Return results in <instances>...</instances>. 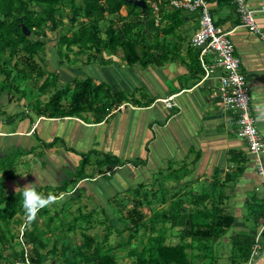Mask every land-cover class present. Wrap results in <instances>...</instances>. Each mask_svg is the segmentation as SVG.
I'll list each match as a JSON object with an SVG mask.
<instances>
[{
    "label": "crops",
    "instance_id": "0c3cea01",
    "mask_svg": "<svg viewBox=\"0 0 264 264\" xmlns=\"http://www.w3.org/2000/svg\"><path fill=\"white\" fill-rule=\"evenodd\" d=\"M144 1L151 8L147 23L146 9L138 7L141 15L137 20L142 23L134 32L138 40L136 63H129L121 49L103 48L77 56L72 52L73 61L68 66L57 54L62 66L51 73L57 76L59 88L72 85L63 106H68L75 81L89 79L100 88L91 98L93 108L75 116L49 118L43 114L37 117L26 103L19 128L0 130L1 140L31 151L24 155L31 157L24 161L25 174L15 172L9 190L17 192L28 184H36L40 193L62 190L57 200L74 199L75 208L86 212L80 217L92 218L100 212L99 217L112 224L81 220L76 226L79 232L71 230L69 234L73 239L80 235L76 238L80 240L90 228L86 232L105 245L104 250H113L116 264H125L127 259V264H133L131 250L144 249L139 238L142 231L128 241L119 237L131 235L128 214L133 209L148 220L169 208L171 202L172 207L178 202L180 206L172 209L173 217L198 216L202 223H210L213 217L231 216L232 227L217 228L221 236L217 233L219 236L204 240L199 250L187 253L192 264H247L242 259L250 249L245 239H254L264 222L259 162L238 136V113L225 109L218 76L203 79L198 51L191 44L199 14L179 11L160 0ZM207 1L216 24L230 32L250 88L252 115L264 138V39L242 25L233 0ZM248 6L264 32V0H248ZM155 7H163L162 12ZM131 12L125 5L119 14L108 18L119 23L130 21ZM172 96L174 106L169 108L162 100ZM123 104L126 108L116 111ZM42 124L46 128L40 131ZM262 162L264 165V154ZM106 163L110 167L104 173L99 164ZM81 169L83 177L71 183ZM107 225L122 232L106 231ZM182 229L180 224L172 225L177 239L172 246L182 242ZM236 236L243 237L240 244H236ZM261 239L262 251L254 264H264V234ZM67 242L58 245V257L38 247L40 256L32 255L30 261L65 264L61 254Z\"/></svg>",
    "mask_w": 264,
    "mask_h": 264
},
{
    "label": "trees",
    "instance_id": "16d2710c",
    "mask_svg": "<svg viewBox=\"0 0 264 264\" xmlns=\"http://www.w3.org/2000/svg\"><path fill=\"white\" fill-rule=\"evenodd\" d=\"M75 1L0 0V115L5 117L6 122L18 117L21 110L16 113L8 112V106L1 104L3 96H8V101L11 100V102L14 101L13 99L28 100L27 108L33 111L31 96L36 92L38 97L37 106H35L37 117L43 115L49 118L75 116V114L87 111L94 106L91 98L93 99L94 92H99L100 88H96L89 79L82 82L75 81V91L71 94L72 96H69L68 106H63V100L72 92V85L58 89L57 76L43 66L46 61L41 54L46 53L45 55H47V45L49 44L46 40L48 36L47 27L50 25L54 30H58L64 25L58 13L61 6L65 3L72 7L73 17L69 27L66 28L67 30L64 27L63 32L59 35L57 50L54 47V50L61 57L70 58L69 54L64 55V48L68 52H75L76 56L104 48L125 51L127 60L131 64L136 63L138 60V40L134 32L138 25L142 23L141 19L140 23L137 20V16L141 15L140 8L128 4L124 0H82L80 5ZM125 5L132 8L129 16L133 18L130 21L122 20V23H119L108 18V15L119 14ZM150 8L151 6L147 5L145 10V21L147 23V15L150 12ZM162 10L163 7H159V13ZM79 17L84 18V21H81L79 27L74 30ZM24 27L28 29L30 35L25 34ZM67 32L73 33L70 36ZM74 48H77V50ZM39 61H41V64ZM53 61L57 62L55 59ZM39 92L43 95L50 93L48 102L45 104L41 103ZM65 108L69 111H66ZM102 110L105 111L106 108L103 107ZM104 116L103 112L101 117L104 118ZM34 136L38 141H41L37 133ZM11 149L18 150L17 153L20 154V158L27 155V153H31V151H27L21 146L10 145L6 147L0 157V169L2 170V175L0 176V264H5V262H1V259L13 264L25 262L23 244H21L22 249L19 252L15 251V244L22 243L20 241L22 231H19V233H16L17 229L15 231V225L20 224L18 220L21 217L19 216L25 217L27 221L22 224V240L27 247L31 261L33 260L32 255L40 256L38 247H41L44 251L46 250L45 254L58 257V245L68 241L61 254L65 264H116L115 257L112 254L113 250L111 248L107 251L104 250L102 247H105V245L102 246V243L96 241L92 234L86 232L90 228L85 229V232L81 234L80 240H77L78 238L76 239L75 236H73L75 238L73 239L69 234L71 230L76 231L79 221H89L88 217L75 216L68 223L70 225L67 228L68 231L52 228L53 225L58 227L56 222L64 217V211H70L75 204L74 199L68 197L63 201L57 200L62 190L51 193L41 192L44 195H53L55 197L54 201L39 207L36 214L32 217L25 213L21 206L22 197L20 190L8 192L9 181L15 179V159L5 162L7 160L5 156ZM85 164L86 162H84L83 166ZM83 173L84 171L81 169L77 175L70 179L71 183H75L79 178H82ZM173 206L177 207L180 205L175 202ZM174 207H172L171 202L170 208L165 209V215L160 216V214L156 213L149 220H146L144 215L137 209L129 211V230L135 234H131V238H136L143 228L144 234H147L148 232L145 228H151L152 230L153 226L161 223L171 222L172 225L180 224L183 227L182 242L177 246H168L165 243V237L155 236L154 238L158 239L157 245L146 246L141 251L132 249L130 253L134 257L133 264H192L187 251L199 250L204 240L207 241L219 236L217 235V228H229L234 224V218L231 216L213 217L210 219V223H202L201 218L198 216L190 217L184 214L182 217H173L172 209H177ZM39 218L42 220L44 228L41 227ZM89 222L88 225L91 224ZM150 222H152V225ZM202 226H208L210 229H202ZM151 234H153L152 231ZM241 238L243 237L236 236V244L237 241L239 244L241 243ZM187 239H190L191 243H186ZM141 240L144 241V239ZM245 240V244L250 246V249L242 255L243 262L246 263L249 260L255 237L254 239ZM4 252H9L8 258H3ZM33 263L40 264V262L35 261Z\"/></svg>",
    "mask_w": 264,
    "mask_h": 264
},
{
    "label": "built area",
    "instance_id": "2783aa9c",
    "mask_svg": "<svg viewBox=\"0 0 264 264\" xmlns=\"http://www.w3.org/2000/svg\"><path fill=\"white\" fill-rule=\"evenodd\" d=\"M182 12L198 13V29L191 39V44L198 51V61L203 71V79L218 76L220 92L226 110L238 113V136L248 143L249 152L259 162V173L264 181V138L258 130L251 109V94L245 75L241 71V60L236 55L235 45L230 38V32L218 26L212 16L207 0H160ZM241 23L249 31L260 34L264 39V32L257 23L255 11L249 8L248 0H233ZM158 10V7H155ZM209 56H213L211 61ZM174 96L162 100L169 108L174 106ZM126 105H119L116 111L124 110ZM1 134V133H0ZM264 234V222L255 237L247 264H254L262 251L261 238ZM25 248V262L18 264H32L28 250Z\"/></svg>",
    "mask_w": 264,
    "mask_h": 264
},
{
    "label": "rangeland",
    "instance_id": "374dc122",
    "mask_svg": "<svg viewBox=\"0 0 264 264\" xmlns=\"http://www.w3.org/2000/svg\"><path fill=\"white\" fill-rule=\"evenodd\" d=\"M78 5H80L81 4V2H82V0H76L75 1ZM58 16H59V18L61 19V21L63 22V24L64 25H62V27L61 28H59L58 30H54L53 28H52V26H48L47 27V38H46V40L48 41V45H47V47H48V53H47V55H45L46 53H42L41 55L42 56H44V59H45V61H46V63L45 64H43V66L45 67V68H47V69H49L50 71H52L55 67H54V65L52 64V62H53V60H54V57H55V59L56 60H58V58H57V54L58 53H56L57 51V47H58V44H57V41H58V39H59V35L61 34V32H63V28L65 27V29L66 28H68L69 27V25H70V22H71V20H72V17H73V10H72V7L68 4V3H65V4H63L62 6H61V9H60V12L58 13ZM81 21H84V18H82V17H79L78 18V22H77V24H76V27L74 28V30H76L78 27H79V25H80V22ZM67 30V29H66ZM66 30H64L65 32H66ZM73 30V31H74ZM71 33H73V32H67V34H71ZM71 36V35H70ZM33 37V36H32ZM54 47L56 48V50H54ZM75 50H77V48H74ZM64 50V55H67V54H69V56H70V58H67V57H61V61H63V64L65 65V66H68V65H71V63H72V61H73V54H72V52H68V51H66L65 50V48L63 49ZM43 62V61H42ZM58 62V61H57ZM39 63L41 64V61H39ZM61 88H63V87H61ZM61 88H58V89H61ZM50 90H51V88H49ZM57 91V90H56ZM53 94H54V92H53ZM41 95V96H40ZM39 96H40V100H41V103L42 104H45L46 102H48V100H49V97H50V93H47V94H42L41 92H39ZM29 98H30V95H29ZM32 98V99H31ZM31 101H32V103H31V106H32V109H33V112L34 113H36V109H35V106H37V99H38V97H37V93L36 92H34L33 93V96H31ZM14 101L13 102H11V100L10 101H8V96H3L2 97V99H1V104H3V105H7V106H11L10 107V111L8 110V112H12V113H15V112H19V110H21V113H20V115L17 117L18 119H14V120H11V121H9V122H6V120H5V117H2L1 115H0V127H1V129L0 130H4V131H11V130H16V129H18L19 128V124H20V119H22V118H25V110H26V108H25V106H26V103L28 102V101H26L25 99L24 100H22V101H20V100H18V99H13ZM9 102H11V104H9ZM28 106V105H27ZM43 128H46V126L45 125H43L42 124V126H41V129H40V131H42L43 130ZM12 144V142L10 141L9 142V140L8 139H0V157L3 155V153H4V150L6 149V147H9L10 145ZM18 152V150H12L11 149V151L7 154V156H5V157H7V160L5 161L6 163L7 162H10L11 160H13V159H15V172H17V174H20V175H23V174H25V172H26V167H25V163H24V161H26V159L27 158H31L30 156H28V157H26V156H22V158H20L19 157V153H17ZM24 157V158H23ZM93 158V157H92ZM22 159V160H21ZM99 170L100 171H102V172H104L105 173V171L110 167V164H108V163H106V164H103V165H101V164H99ZM2 175V170L0 169V176ZM8 192H14V191H11V190H8ZM38 192H40V191H38ZM78 205V204H77ZM76 205V206H77ZM170 206V205H169ZM170 208V207H169ZM169 208H167V209H169ZM166 209V210H167ZM166 210H164V211H162V212H157V214H160V216H163V215H165V211ZM82 213H86V212H83V210H77L76 208H75V206L73 207V209H71L70 211H64V217L61 219V220H58L56 223L58 224V227H56L55 225H53L52 226V228L53 229H61V230H67V228L70 226L68 223H70L72 220H73V218L75 217V216H79L80 214H82ZM88 214H91L90 212H88ZM117 215H118V212L116 213ZM101 214H100V212H98V214L95 216V217H89V220L91 221V222H102L103 221V223L105 222H107L108 221V223H109V220L108 219H106V218H100L99 216H100ZM19 217H21V218H19V220H18V222L20 223V224H18L17 222V224L18 225H15V231H16V229H17V231H16V233H19V231H23V227H22V224L25 222H27L26 220H25V217H22V216H19ZM102 220V221H101ZM149 220V219H148ZM118 221H120V219L118 220ZM112 221L110 220V223H111ZM109 223V224H110ZM31 224V223H30ZM30 224H29V226H30ZM112 224V223H111ZM150 224L152 225V222H150ZM118 225V224H117ZM110 229V231L112 230H115V231H118V232H122L121 231V229H118L117 227H115V225H112V226H110V225H107V227H105V230L107 231V230H109ZM143 230H144V228L141 230L142 232H143ZM145 230L148 232L147 234H140L139 235V238L140 239H145L142 243L144 244V247H151V246H153L154 244H156L157 245V241H158V239H156V238H154L155 236H161V237H165V243H166V245H168V246H172V241H174V240H177L176 238H174V235L172 234V223L171 222H169V223H166V224H164V223H161V224H158V225H155V226H153V229L151 230V228H145ZM68 231V230H67ZM76 231L77 232H79V229H77L76 228ZM151 231H152V233L153 234H151ZM132 235L134 234V233H131ZM17 235V234H16ZM129 235V234H128ZM127 234H122V236L121 235H119V237L120 238H125V241H128L129 239H131V236L129 235L128 236ZM135 235V234H134ZM153 235V236H152ZM75 236V235H74ZM76 238H79L80 237V235L79 236H75ZM173 237V238H172ZM152 241V242H151ZM262 241H263V239H261V243H262ZM65 242V241H64ZM21 244L22 243H16L15 244V251L16 252H19L21 249H22V246H21ZM174 244V243H173ZM155 245V246H156ZM102 246H103V244H102ZM102 248H104V247H102ZM9 255V252H4L3 253V258L5 259L7 256ZM8 258V257H7ZM7 260H2L1 259V262H6ZM117 262L119 263L120 261H119V259H117ZM124 262V261H123ZM127 262H129V259H127V261H125V264H127Z\"/></svg>",
    "mask_w": 264,
    "mask_h": 264
},
{
    "label": "clouds",
    "instance_id": "9594fccd",
    "mask_svg": "<svg viewBox=\"0 0 264 264\" xmlns=\"http://www.w3.org/2000/svg\"><path fill=\"white\" fill-rule=\"evenodd\" d=\"M35 185L36 184H28L24 187L17 188L20 190V195L22 197L21 206L29 217L34 216L39 207L46 205L55 199L51 194L44 195L43 193L38 192Z\"/></svg>",
    "mask_w": 264,
    "mask_h": 264
},
{
    "label": "water",
    "instance_id": "95a60500",
    "mask_svg": "<svg viewBox=\"0 0 264 264\" xmlns=\"http://www.w3.org/2000/svg\"><path fill=\"white\" fill-rule=\"evenodd\" d=\"M129 4H133L136 7H140L142 9H146L147 4L144 0H124ZM24 31L26 35H30V32L28 31V29L26 27H24Z\"/></svg>",
    "mask_w": 264,
    "mask_h": 264
},
{
    "label": "flooded vegetation",
    "instance_id": "af4514ba",
    "mask_svg": "<svg viewBox=\"0 0 264 264\" xmlns=\"http://www.w3.org/2000/svg\"><path fill=\"white\" fill-rule=\"evenodd\" d=\"M57 61H58V60H57ZM52 64H53V65L55 64L54 67H55L56 65H57V67H59V65H60V64L58 65V62H54V61L52 62ZM60 66H62V64H61Z\"/></svg>",
    "mask_w": 264,
    "mask_h": 264
}]
</instances>
